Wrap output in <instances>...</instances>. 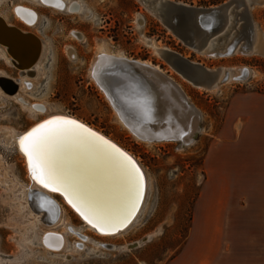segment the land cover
Segmentation results:
<instances>
[{
    "label": "rangeland",
    "instance_id": "obj_1",
    "mask_svg": "<svg viewBox=\"0 0 264 264\" xmlns=\"http://www.w3.org/2000/svg\"><path fill=\"white\" fill-rule=\"evenodd\" d=\"M78 1L83 4V11L79 14L47 8L36 0H0V13L19 25L22 24L17 21L14 11L18 5L31 6L41 15L39 23L37 21L33 27L27 28L40 34L45 44V56L49 55L51 61L49 87L46 86V93L41 98L48 104V114L69 113L102 130L131 151L139 159L146 173L151 192L142 218L123 233L108 238L103 239L88 229L86 233L94 239L100 238L101 241L119 247L141 240L150 233L155 234L141 247L129 251L121 248L114 251L104 250V253L93 256H87L85 252L83 255L76 253L69 260L58 258L55 262L42 258L45 255L42 246L30 244L28 257L26 255L22 262L14 261V255L22 252L14 238L17 230L12 227L17 213L9 202L4 201L2 195L7 197L4 193L0 194V253L10 259L12 264H170L185 249L192 254V251L197 249L208 251L216 244L224 248V226L223 231L219 232L218 241L202 240L203 234H192L195 205L203 185L209 179L211 141L221 131L232 99L237 95L264 94V51L225 57L206 56L185 45L139 0ZM172 1L209 9L230 0ZM250 14L264 33V0H254ZM139 21H143L142 24ZM77 30L84 34L83 40L71 36V32ZM68 46L74 47L75 58H71L67 53ZM155 47L170 49L208 69L248 67L253 72L245 81L227 83L213 90L200 88L180 74L170 62L157 53ZM101 48L111 53L121 52L129 58L149 61L173 78L183 88L189 101L201 111V124L204 129L197 135L195 142L178 149L177 142H147L137 138L124 127L107 94L90 77L91 63ZM0 70L14 77L19 76L16 68L1 59ZM44 76L41 71L39 78L33 80V90L41 85ZM23 94L31 101L38 100L24 91ZM2 99L0 126L11 127L15 129L16 134L27 130L46 116L33 117L14 100L4 97ZM244 122L243 119H237L234 124L236 141L243 133ZM6 133L4 130L0 137L1 162L12 176L17 177L25 186L29 185L31 179L23 157L17 150L15 140ZM254 137L257 143L255 151L264 152L263 126L257 129V135ZM243 146L240 145L236 150L224 146L218 152L224 155L233 151H248L243 150ZM215 163L214 160L213 164ZM1 170L0 167V175ZM2 190L0 184V192ZM57 198L63 201L62 197ZM65 207L66 217L76 226L83 225L76 212L66 204ZM58 227L59 231L64 228L62 225ZM207 227L209 230L210 227ZM42 233L39 227L37 241ZM67 238L69 245L76 240V237L71 235H67ZM88 246L93 245L88 243ZM186 259L182 264H196L194 261L197 258L188 256Z\"/></svg>",
    "mask_w": 264,
    "mask_h": 264
},
{
    "label": "bare ground",
    "instance_id": "obj_2",
    "mask_svg": "<svg viewBox=\"0 0 264 264\" xmlns=\"http://www.w3.org/2000/svg\"><path fill=\"white\" fill-rule=\"evenodd\" d=\"M36 1L44 7L72 14H79L83 11V4L78 0ZM244 1L249 11H251L254 0ZM14 11L17 21L22 25L12 23L7 16L0 13V59L16 68L19 76L14 77L6 71L0 70V101H3L2 97L14 100L16 103L20 104L24 110L33 115V117L46 115L20 134H16L15 129L11 127L0 126V137L4 130H6L7 136L15 140L17 150L23 157L28 176L31 179V183L25 186L17 177L12 176L7 171V168L1 162L0 156V167L2 169L0 184L3 187L0 194L2 195L5 193V195H7V197L2 195L4 201L9 202L17 213L13 219L14 222L12 227L17 230H15L17 234L14 238L22 252L16 255L13 254L15 258L14 261L22 262V259L26 258V255L28 257L29 254L27 252L28 249H30V244L42 246L45 253L42 258L52 262H55L58 258L69 260V258L73 257L76 253L83 255L85 252L87 256H93L104 253V250L114 251L121 248L124 251H129L133 248L141 247L143 244L147 243L155 233H150L141 240L126 243L120 247L113 243L101 241L100 238L94 239L86 233L88 229L104 239V237L108 238L123 233L135 222L140 220L144 215L145 207L149 201V193L151 192L149 181L139 159L113 137L105 134L102 130L89 124L78 116L69 113L48 114V104L44 100H41V98L46 93V86L48 85L49 87V70L51 68L49 64L51 61L49 55L45 56V44L40 34L27 28V26L33 27L37 21L39 23L41 15L37 10L28 5H18L14 8ZM142 22H140V24H142ZM254 27V42L251 50L248 53H244L239 51L238 47L231 55L264 51V33L260 31L261 29H259L255 21ZM233 32L220 43L224 46V51H226L225 48L229 46L235 37ZM71 36L77 40L84 39V34L78 30L72 31ZM155 49L161 56L163 50H170L158 47H155ZM213 52L214 47H211L209 51L200 53L211 56ZM67 53L71 58H75L76 53L74 47L68 46ZM104 55L138 60V62L150 65L166 76L169 75L159 66L149 61L129 58L121 52L111 53L102 48L96 53L91 63L90 77L107 94L108 99L116 109L119 121L137 138L146 140L141 138V134H138L131 128V124H129L130 120L119 110L116 99L112 98L107 90L103 88L102 75L112 64L109 60L100 62ZM220 69L222 73L229 71L230 78L227 83L248 80L253 72L252 69L248 67H236L232 69L223 67ZM41 71L44 72L45 79L36 90H33V80L39 78ZM245 71L247 76L243 80L234 78L241 76ZM223 85L224 84L216 86L212 89L203 86L199 87L213 90ZM181 89L183 90L182 87ZM23 91L31 95L35 100H38H29L23 94ZM165 98L169 101L168 103H172L170 104L171 106L173 105L174 108H176V124H181L183 127L192 130L191 136L198 135L203 131L204 128L201 124L202 114L199 108L193 104L197 113L200 115V119L196 117L192 110L187 111L173 92L165 91ZM163 115L167 116V113L164 112ZM54 117H64L73 121L76 120V122L83 125L84 128L97 133L107 142H101L95 136L83 131L56 141L53 145L52 156L55 167L63 179L60 183L45 187L44 184L34 176L33 167L29 164L28 156L20 147V138L35 128L39 123ZM143 133L145 135V132ZM191 136L178 141H161L177 142L178 149H183L195 142ZM146 141L160 142L152 140ZM126 157L131 158L135 167H133V164L130 163ZM53 187L58 190L53 191ZM144 192L145 196L142 202ZM58 196L62 197V202L59 201L57 198ZM70 200L72 203L69 202ZM63 202L69 206L71 210L76 212L83 221V225L76 226L71 219L66 217L67 208ZM73 205H75V207ZM77 209L80 210L78 211ZM82 212L84 215L81 214ZM85 216H87L88 219H85ZM89 221H91V223ZM60 225L64 227L62 231L57 229ZM39 227L43 233L40 236V240L37 241L36 234ZM67 235L76 237V240L70 245ZM88 243H91L93 246L89 247ZM0 264L12 263L10 259H7L0 253Z\"/></svg>",
    "mask_w": 264,
    "mask_h": 264
},
{
    "label": "water",
    "instance_id": "obj_3",
    "mask_svg": "<svg viewBox=\"0 0 264 264\" xmlns=\"http://www.w3.org/2000/svg\"><path fill=\"white\" fill-rule=\"evenodd\" d=\"M139 1L185 45L194 50L203 52L214 47L211 56L217 57L229 56L238 47L239 51L244 53H248L252 48L255 27L244 0H230L221 6L209 9L188 6L172 0ZM232 32L235 37L224 51V46L220 43ZM162 57L197 86L212 89L227 83L230 78L229 71L222 73L220 68L208 69L202 64L194 63L171 50H163ZM103 60L112 62L102 75L103 88L112 98L116 99L119 110L130 120L131 128L141 134V138L152 141H178L191 136L192 130L175 123L177 120L176 108L170 105L172 103H168L169 101L165 98V91L173 92L184 108L187 111L192 110L198 119H200V115L185 92L173 79L150 65L138 62V60L106 55L102 56L100 62ZM246 76L245 71L241 76L234 78L243 80ZM164 112L167 113V116L163 115ZM51 119L53 118L48 120ZM88 133L101 142H107L95 132L89 131ZM191 137L196 140L197 135ZM144 196L145 192L142 202ZM48 200L51 201L49 198Z\"/></svg>",
    "mask_w": 264,
    "mask_h": 264
},
{
    "label": "crops",
    "instance_id": "obj_4",
    "mask_svg": "<svg viewBox=\"0 0 264 264\" xmlns=\"http://www.w3.org/2000/svg\"><path fill=\"white\" fill-rule=\"evenodd\" d=\"M237 119H243L245 126L236 141ZM261 126L264 94L235 96L221 131L210 144L209 179L196 201L192 230V234H203L202 240L218 241L224 226L225 247L216 244L192 254L185 249L170 264H182L188 256L197 258L196 264H264V152L255 151L254 137ZM240 145L248 151L218 152L224 146L236 150Z\"/></svg>",
    "mask_w": 264,
    "mask_h": 264
},
{
    "label": "snow or ice",
    "instance_id": "obj_5",
    "mask_svg": "<svg viewBox=\"0 0 264 264\" xmlns=\"http://www.w3.org/2000/svg\"><path fill=\"white\" fill-rule=\"evenodd\" d=\"M81 131L89 132L90 130L85 129L83 125L76 121L64 117H54L38 124L20 138V147L28 156L29 164L33 167L34 176L45 187L60 183L63 179L53 161L52 149L54 143ZM126 159L135 167L130 157H126ZM52 190L56 191L58 189L53 187ZM69 202L72 203L71 200ZM73 206L75 207V205ZM81 214L84 215L83 212ZM85 219H88V217L85 216ZM89 222L91 223V221Z\"/></svg>",
    "mask_w": 264,
    "mask_h": 264
}]
</instances>
